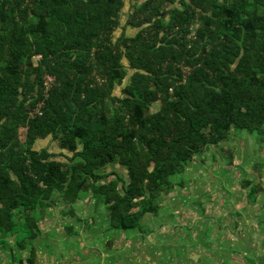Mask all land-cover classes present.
<instances>
[{"label": "trees", "instance_id": "16d2710c", "mask_svg": "<svg viewBox=\"0 0 264 264\" xmlns=\"http://www.w3.org/2000/svg\"><path fill=\"white\" fill-rule=\"evenodd\" d=\"M124 4L0 0V244L29 264L38 213L55 193L70 204L98 197L110 228L143 231L205 146L232 128L264 142V0H145L127 22L134 35L121 25ZM44 74L57 81L48 96ZM48 136L60 151L34 148ZM115 164L125 176L103 171Z\"/></svg>", "mask_w": 264, "mask_h": 264}, {"label": "rangeland", "instance_id": "374dc122", "mask_svg": "<svg viewBox=\"0 0 264 264\" xmlns=\"http://www.w3.org/2000/svg\"><path fill=\"white\" fill-rule=\"evenodd\" d=\"M124 1L121 24L126 35H134L138 29L127 22L140 0ZM173 6H161L164 18ZM121 33L117 28L113 38ZM129 75L115 93L122 94ZM160 105L153 103L151 110ZM54 141L39 139L34 148L60 151ZM103 171L126 173L119 164ZM252 185L260 186L254 200L248 198ZM160 205L157 214L143 216V231L113 229L98 197L87 194L70 204L55 193L38 213L34 264H264V142L255 132L232 128L173 176ZM27 256L0 244V264H20V258L29 264Z\"/></svg>", "mask_w": 264, "mask_h": 264}, {"label": "built area", "instance_id": "2783aa9c", "mask_svg": "<svg viewBox=\"0 0 264 264\" xmlns=\"http://www.w3.org/2000/svg\"><path fill=\"white\" fill-rule=\"evenodd\" d=\"M193 33L189 35V37H192ZM40 57V55H38ZM182 69L184 72L183 81H185L186 75L190 72L191 68L189 66L182 65ZM56 78L54 75L51 74H44L43 75V82H42V88H43V94L45 96H48L49 90L56 84ZM172 88H170V91ZM44 104V101H40L30 112V115L33 117L35 115H42L43 111L41 109L42 105Z\"/></svg>", "mask_w": 264, "mask_h": 264}, {"label": "crops", "instance_id": "0c3cea01", "mask_svg": "<svg viewBox=\"0 0 264 264\" xmlns=\"http://www.w3.org/2000/svg\"><path fill=\"white\" fill-rule=\"evenodd\" d=\"M143 1H145V0H140L137 4H139V3H142ZM125 5L126 4H124V7H125ZM123 9V8H122ZM121 14H122V12H121ZM120 19H121V17H120ZM122 22V21H121ZM125 24V23H124ZM123 23L121 24L122 26L124 25ZM132 72V71H131ZM49 138H51L50 136H48ZM54 143H55V141H54Z\"/></svg>", "mask_w": 264, "mask_h": 264}]
</instances>
